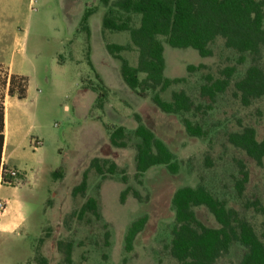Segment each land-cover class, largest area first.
Segmentation results:
<instances>
[{"label": "rangeland", "instance_id": "obj_1", "mask_svg": "<svg viewBox=\"0 0 264 264\" xmlns=\"http://www.w3.org/2000/svg\"><path fill=\"white\" fill-rule=\"evenodd\" d=\"M86 8L95 9L88 21L94 68L112 89L102 110L96 107L97 94L84 88L100 86L86 62V37L77 33ZM104 12L100 0H0V62L20 65L28 79L27 100L10 107L9 115L11 121L18 114L25 116L22 130L29 131V137L40 144L34 156L28 155L26 160L42 164L39 182L28 197L24 228L15 234H0V264H61L64 253L57 245L69 243L72 264H176L169 254L174 218L170 201L174 191L185 186L205 187L244 217L260 237L264 220L254 211L242 209L234 182L241 162L249 174L244 200H259L264 205V159L258 167L228 144L227 135L251 127L257 141L264 137V97L244 107L233 96V85L247 68L255 65L264 72V46L257 59L246 57L239 64V55L226 49L220 38L210 46L209 58L199 57L192 49H173L164 44V77L184 79L185 83L171 86L161 96L169 100L172 92L183 91L190 97L194 110L184 117L206 133L204 139L193 138L185 133L180 117L163 114L149 98L137 97L124 85L119 62L105 46H129L130 36L128 32H108L104 42ZM15 38L19 39L18 46ZM120 55L130 66L137 65L134 50ZM189 66L203 67L188 73ZM227 68H234L235 73L225 93L213 102L201 97L200 88L207 77L222 78ZM6 74L0 69V96ZM135 115L176 156L181 166L178 174L154 167L139 184L134 177L133 143L126 149L107 145L104 124L131 132L137 126ZM93 158L114 161L124 170L127 184L120 183L119 175L101 180L92 171L85 194L73 196V188L80 184ZM59 169L64 172L63 179L55 180L52 174ZM126 187L137 191L142 202L128 197L120 204L119 195ZM89 198L96 201L98 216L88 212L80 217L79 211ZM194 211L206 227H219L205 207ZM143 216L147 217L146 226L136 237L133 251L125 254L126 228ZM243 254V248L234 243L216 264H239Z\"/></svg>", "mask_w": 264, "mask_h": 264}, {"label": "trees", "instance_id": "obj_2", "mask_svg": "<svg viewBox=\"0 0 264 264\" xmlns=\"http://www.w3.org/2000/svg\"><path fill=\"white\" fill-rule=\"evenodd\" d=\"M105 9L102 22V38L108 32H128L131 44L117 46L106 44L108 54L119 62V74L124 85L139 98H149L151 103L163 114L180 117L185 133L189 137L204 139L206 133L198 124H193L184 116L192 113L194 104L183 91L172 92L169 100L163 99L171 86L185 83L184 79L164 77V44L173 49H192L201 58L212 56L210 46L217 38L224 41L226 49L239 55L238 63L243 64L246 57L257 59L264 46V0H100ZM95 9L86 8L80 19L77 33H83L87 41L86 62L99 83L89 86L97 94L96 107L102 110L108 94L100 77L94 72L90 61L88 41L90 30L88 21ZM137 21V25L135 24ZM134 50L138 54L135 67L121 57V53ZM203 66L187 67V72L196 71ZM234 68L222 72V78L207 77V83L200 88L201 97L211 102L231 85ZM5 84V80L2 86ZM27 79L11 75L8 96L22 100L26 96ZM233 96L247 107L251 101L264 97V72L251 65L241 79L233 85ZM137 123L133 131L122 126L104 124L107 145L113 149H126L133 143L135 150V180L141 184L145 173L154 167H163L171 174L180 171V162L163 141L147 128L141 118L134 116ZM4 108L0 102V157L4 140ZM227 142L242 151L258 167L263 165L264 137L257 141L256 132L244 127L238 133H229ZM238 179L234 182L236 198L244 211L252 210L264 220V205L259 200H244L243 193L249 180L246 167L239 162ZM94 172L101 180L107 176H120V183L127 184L124 170L112 160L93 158L83 172L79 185L73 188L72 195H84L87 191L88 175ZM64 172L59 169L52 178L63 179ZM17 178H20L18 174ZM14 179L7 176L3 183L10 184ZM128 197L142 202L139 193L126 187L119 195L120 204ZM173 213L169 254L176 264H216L226 256L231 246L237 243L244 254L239 264H264V221L258 237L251 224L236 210L228 208L223 200L215 198L205 187L185 186L176 189L170 201ZM205 207L213 216L218 228L211 229L202 224L195 215V208ZM98 216L97 203L89 198L79 211ZM147 217L133 220L126 228L123 237V252L133 251L136 237L144 230ZM108 236V235H107ZM63 247V248H62ZM64 253L61 264H72V244L57 245Z\"/></svg>", "mask_w": 264, "mask_h": 264}, {"label": "crops", "instance_id": "obj_3", "mask_svg": "<svg viewBox=\"0 0 264 264\" xmlns=\"http://www.w3.org/2000/svg\"><path fill=\"white\" fill-rule=\"evenodd\" d=\"M14 41L18 46L19 39L15 38ZM20 45L21 42L19 46ZM89 48L90 61L94 72L100 77L107 90L112 91V89L105 84L101 75L96 72L90 45ZM0 69H3L7 73L5 84L2 86L3 95L0 96V102L2 97V105L4 108V140L0 157V169L4 162L7 167L18 171L20 174V178L18 180H13L10 184L2 185L0 183V201L6 203L4 211L0 212V234L10 235L23 229L26 224L28 197H30L33 188L36 187L39 182L42 164L38 160H30L29 158L26 160L28 155L34 156L35 152L40 149V144L38 140L29 137V131L24 132L22 130V121L25 116L18 114L15 119L11 121L9 115L10 107L16 106L18 103L27 100L28 79L23 73L21 66H15L11 61L8 63L0 62ZM11 75L27 79L26 96L22 100H18L16 97H10L7 94Z\"/></svg>", "mask_w": 264, "mask_h": 264}, {"label": "built area", "instance_id": "obj_4", "mask_svg": "<svg viewBox=\"0 0 264 264\" xmlns=\"http://www.w3.org/2000/svg\"><path fill=\"white\" fill-rule=\"evenodd\" d=\"M18 174H19L18 171L14 170L12 168L7 167L6 166V163L3 162L2 165H1V169H0V183L2 185H5V183H3V178L4 177H7V176L13 178L14 180H18V178H17ZM5 206H6V203L0 201V212H3L4 211Z\"/></svg>", "mask_w": 264, "mask_h": 264}]
</instances>
